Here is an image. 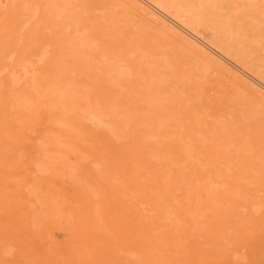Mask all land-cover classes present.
I'll return each mask as SVG.
<instances>
[{
    "label": "rangeland",
    "instance_id": "obj_1",
    "mask_svg": "<svg viewBox=\"0 0 264 264\" xmlns=\"http://www.w3.org/2000/svg\"><path fill=\"white\" fill-rule=\"evenodd\" d=\"M149 1L0 0V264H264V0Z\"/></svg>",
    "mask_w": 264,
    "mask_h": 264
},
{
    "label": "bare ground",
    "instance_id": "obj_2",
    "mask_svg": "<svg viewBox=\"0 0 264 264\" xmlns=\"http://www.w3.org/2000/svg\"><path fill=\"white\" fill-rule=\"evenodd\" d=\"M142 1L145 2V4H147V7H148V3L151 2V1H149V0H142ZM154 1H155V0H154ZM156 1H157V0H156ZM160 1H161V0H160ZM168 1H169V0H168ZM181 1H182V0H181ZM183 1H185V0H183ZM205 1H206V2H204L205 6L211 4V3L208 4V0H205ZM210 1H211V0H209V2H210ZM220 1H221V0H219V2H220ZM225 1H228V0H225ZM230 1H231V0H230ZM232 1H233V0H232ZM232 1H231V2H232ZM235 1H236V0H235ZM246 1H247V0H246ZM258 1H259V0H258ZM157 2H158V1H157ZM157 2H156V3H157ZM163 2H165V1L163 0ZM163 2H162V3H163ZM202 2H203V0H202ZM202 2H198V3H202ZM212 2H215V1H212ZM222 2H224V0L221 1V5H224V6L226 7L225 4H227V3L224 2V4H223ZM243 2H244V1H243ZM243 2H242V3H243ZM256 2H257V0H256ZM159 3H160V2H159ZM180 3H181V2H180ZM187 3H188V2H187ZM187 3H186V4H183V2H182V5H185V8H186L187 6L190 7V3H189V5H187ZM194 3H195V2H194ZM198 3H197V4H198ZM206 3H207V4H206ZM228 3L230 4V2H228ZM244 3H245V2H244ZM248 3H249V2H248ZM254 3H255V1H254ZM257 3H258V2H257ZM191 4L193 5V3H191ZM197 4H196V5H197ZM202 4H203V3H202ZM202 4H200V5H202ZM204 4H203V5H204ZM213 4H214V3H213ZM217 4H218V1H217ZM232 4L234 5V2H232L231 5H232ZM235 4H236V2H235ZM140 5H141V4H140ZM158 5H160V4H158ZM170 5H171V4H170ZM186 5H187V6H186ZM192 5H191V6H192ZM215 5H216V4H215ZM236 5H237V4H236ZM238 5H239V4H238ZM251 5H252V4H251ZM259 5H260V3H259ZM262 5H263V4H261V6H262ZM149 6H150V5H149ZM152 6H153V5H152ZM154 6H155V5H154ZM165 6H166V5H165ZM194 6H195V5H193V6L191 7V9L194 8ZM197 6H198V5H197ZM216 6H217V5H216ZM227 6H228V4H227ZM249 6H250V4H249ZM255 6H256V5H255ZM261 6H260V7H261ZM150 7H151V6H150ZM182 7L184 8V6H182ZM189 7H188V9L191 10ZM200 7H201V6H200ZM200 7H199V8H200ZM202 7H203V6H202ZM208 7H209V6H208ZM211 7H213V5H211ZM211 7H210V8H211ZM221 7H222V6H221ZM221 7H218V6H217L216 8H212V10H210V11L213 12L214 9H215V10H216V9L218 10V8L221 9ZM225 7H224V8H225ZM228 7H230V5H229ZM237 7H238V6H237ZM237 7H236V8H237ZM253 7H254V6H253ZM145 8H146V7H145ZM156 8H158V7H156ZM156 8H155V10H156ZM173 8H174V7H173ZM185 8H184V9H185ZM196 8H197V7H196ZM196 8H195V10H196ZM199 8H198L197 11H199ZM203 8H205V7H203ZM210 8H209V9H210ZM224 8H222V9H224ZM232 8L235 9V7L231 6V9H232ZM247 8H248V7H247ZM250 8H251V7H250ZM158 9H160V8H158ZM166 9H167V8H166ZM166 9H165V10H166ZM168 9H170V8H168ZM171 9H172V8H171ZM176 9H177V8H176ZM188 9H187V10H188ZM206 9H207V7H206ZM206 9H205V10L203 9V10L206 11ZM228 9H229V8H228ZM237 9H238V8H237ZM237 9H235V12H236ZM253 9H255V7H254ZM142 10H143V9H142ZM160 10H161V9H160ZM193 10H194V9H193ZM248 10H249V9H248ZM255 10H256V9H255ZM258 10H259V11L256 12V13H257L256 17L258 16L259 13L262 14V12H260V9H258ZM162 11H163V10H162ZM162 11H159V13H161ZM170 11H171V10H170ZM170 11H168V12H170ZM231 11H232V10L229 9L228 14H229ZM237 11H238V10H237ZM261 11H262V10H261ZM263 11H264V9H263ZM174 12H176V11H174ZM179 12H180V11H179ZM201 12H202V10H201ZM211 12H210V13H211ZM232 12H233V11H232ZM164 13H165V12H164ZM164 13H163V14H164ZM172 13H173V12H172ZM181 13H182V12H181ZM203 13H204V12H203ZM225 13H227V12H224V14H225ZM237 13H238V15L240 14L239 11H238ZM247 13H248V12H247ZM249 13H250V11H249ZM161 14H162V13H161ZM173 14H174V13H173ZM207 14H208V13H207ZM207 14L204 13L205 16H206ZM224 14H223V15H224ZM233 14H235V13L233 12ZM233 14H231V15L233 16ZM170 15H171V14H170ZM185 15H188V14H185ZM189 15H190V14H189ZM192 15H193V14H192ZM196 15H197V12H196ZM199 15H200V13H199ZM201 15H202V13H201ZM231 15H230V17H231ZM250 15H251V13L249 14V16H250ZM262 15H264V13H263ZM172 16H173V15H172ZM176 16L178 17L179 15L176 14ZM176 16H175V17H176ZM205 16H200V18H199V17H197V18H198V19H201V17L203 18V17H205ZM207 16H208V15H207ZM252 16H253V15H252ZM252 16H251V17H252ZM193 17H194V16H193ZM193 17H189V18L191 19V18H193ZM195 17H196V16H195ZM195 17H194V18H195ZM225 17H229V15H228V16H225ZM225 17L223 16V18H225ZM230 17L227 18V19L229 20V19L232 18V17H231V18H230ZM234 17H235V16H234ZM236 17H237V14H236ZM256 17H255V21L257 20ZM258 17H259V16H258ZM261 17H262V16H261ZM261 17H260V19H262ZM166 18H167V17H166ZM170 18H172V17L170 16ZM180 18H182V17L180 16ZM185 18L188 19L187 16H186V17L184 16V19H185ZM253 18H254V17H253ZM172 19L176 20L175 18H172ZM190 19H189V20H190ZM198 19H196V18H195V20L192 19V20H193L192 22H195V21L197 22ZM203 19H205V18H203ZM207 19H208V17H207ZM250 19H252V18H250ZM169 20H170V19H169ZM181 20H182V19H181ZM209 20L211 21L210 18H209ZM212 20H213V19H212ZM223 20H224V19H223ZM236 20H237V18H236ZM238 20H239V19H238ZM252 20H253V19H252ZM178 21H179V19H178ZM178 21H177V22H178ZM183 21H184V20H183ZM187 21H188V20H187ZM187 21H186V22H187ZM204 21H205V23H207L206 20H204ZM210 21H209V22H210ZM213 21L215 22V20H213ZM263 21H264V20H263ZM192 22L190 21V24H191ZM211 22H212V21H211ZM220 22H221V21H220ZM227 22H228V21H226V24H227ZM231 22H232V21H231ZM231 22H230V23H231ZM188 23H189V22H188ZM198 23H200L199 20H198ZM201 23H202V22H201ZM224 23H225V20H224ZM224 23H222V24H224ZM230 23H229V24H230ZM252 23H253V21H252ZM256 23H257V21H256ZM256 23H253V24H256ZM178 24H180V26H181L182 29L185 28L184 30H187L188 27L184 26L183 23L181 24V23L178 22ZM196 24H197V23H196ZM214 24H216V23H213V25H214ZM222 24L220 25V23H219V25L221 26V28H222V26H223ZM226 24H224V25H226ZM229 24H228V25H229ZM258 24H260V23H257V25H258ZM164 25H165V24H164ZM175 25H176V24H175ZM185 25H186V23H185ZM206 25H208V24H206ZM209 25H210L211 27L213 26L212 23L209 24ZM228 25H227V26H228ZM191 26L194 27V24H192ZM191 26H190V27H191ZM195 26H196V25H195ZM201 26H202V25H201ZM204 26H205V25H204ZM216 26L218 27V25H216ZM220 26L218 27L219 29H220ZM252 26H253V25H251V27H252ZM255 26H256V25H255ZM190 27H189V29H190ZM197 27H199V26L197 25ZM206 27H207V26H206ZM224 27H225V26H224ZM228 27H229V26H228ZM228 27H226V28L228 29ZM231 27H232V26H231ZM258 27H259V26H258ZM202 28H203V27H202ZM254 28H257V27H253V30H254ZM260 28H261V26H260ZM260 28H259V29H260ZM204 29H205V28H204ZM209 29H210V28H209ZM213 29L215 30V29H217V28L212 27V30H211V31H213ZM227 29H226V32H227ZM205 30H206V29H205ZM224 30H225V29H224ZM232 30H233V28H232ZM255 30H257V29H255ZM260 30H262V28H261ZM191 31H192V30H191ZM195 31H196V30H195ZM199 31H200V30H199ZM199 31H198V32H199ZM220 31H221V30H219V32H220ZM229 31H231V29H230ZM239 31H240V30H239ZM188 32H190V31H188ZM222 32H223V31H222ZM222 32H221V35H222ZM226 32L223 33V36H224V34H225ZM236 32H237V30H236ZM236 32H235V33H236ZM255 32H256V31H255ZM257 32H258V30H257ZM261 32H262V31H261ZM196 33H197V32H196ZM199 33H200V32H199ZM204 33H208V32H207V31H204L203 34H202L201 36H204ZM216 33H218V30L214 31V35H215V36H217ZM239 33H241V32H239ZM259 33H260V32H259ZM263 33H264V32H263ZM263 33H262V34H263ZM208 34H209V33H208ZM211 34H212V33H211ZM218 34H219V33H218ZM227 34H228V33H226L225 35H227ZM231 34H232V32H231L230 34H228L227 36H231ZM257 34H258V33H257ZM192 35H193V34H192ZM234 35H235V34H234ZM237 35H238V34H237ZM240 35H241V34H240ZM240 35H239V36H240ZM208 36H209V35H208ZM208 36L206 35V37H208ZM215 36L213 37L214 39H215ZM241 36H243V35H241ZM262 36H264V35L259 34V36H257V37H262ZM217 37H218V36H217ZM217 37H216V39H217ZM225 37H226V36H224V38H225ZM232 37H235V36L232 35ZM213 38H211V41L213 40V42H215V40H214ZM224 38H223V39H224ZM235 38H236V37H235ZM235 38H233V39H235ZM237 38H238V37H237ZM237 38L235 39V41H234V40H233V41L231 40V41H232L231 43H235L236 41H238ZM240 38H241V37H239V41L242 39V38H241V39H240ZM219 39H220V38H219ZM226 39L228 40L229 37L226 38ZM226 39H225V40H226ZM217 40H218V39H217ZM244 40H246L245 37H244ZM223 41H224V40H223ZM223 41L221 40V42H220V40H219V43H221V45H222V44L224 45V43H222ZM239 41H238V44H239ZM213 42H212V44H213ZM241 42H243V41H241ZM241 42H240V43H241ZM249 42H250V41H249ZM249 42L245 41L246 45H247ZM215 43H216V42H215ZM227 43H228V42H227ZM231 43H229V44H231ZM236 43H237V42H236ZM225 44H226V43H225ZM238 44H237V46L239 47ZM249 44H250V43H249ZM214 45H216V44H214ZM223 45H222V46H223ZM240 45H241V44H240ZM216 46H218V42H217V45H216ZM226 46H227V44L225 45V47H226ZM232 46H233V45H232ZM234 46H235V45H234ZM234 46H233V47H234ZM243 46H244V45L242 44V47H243ZM248 46H249V45H248ZM252 46H253V45H252ZM228 47H229V46H228ZM228 47H227V49H229ZM230 47H231V46H230ZM242 47H241V48H242ZM244 47L247 48V50L250 49V48H248V47H246V46H244ZM244 47H243V48H244ZM215 48H216V47H215ZM215 48H214V49H215ZM218 49H219V48H218ZM234 49L236 50V49H238V48H236V46H235ZM219 50H220V49H219ZM222 50H223V49H222ZM230 50H232V49L230 48ZM238 50H240V48H239ZM241 50H242V49H241ZM244 50H245V52H246V49H244ZM250 50H252V49H250ZM224 51H226V50L224 49ZM232 51H234V50H232ZM236 51H237V50H236ZM248 51H249V50H248ZM218 52L220 53V51H218ZM228 52H230V51H228ZM237 52H238V51H237ZM237 52H236V53H237ZM240 52H241V51H240ZM245 52H244V53H245ZM250 52H251V51H250ZM236 53H235V54H236ZM241 53H242V52H241ZM244 53H243V54H244ZM251 53H252V52H251ZM223 54H224V53H223ZM246 54H247V53H246ZM246 54H245V57H246L247 55L250 56V53L247 54V55H246ZM230 55L233 56L234 53H233V54L231 53ZM238 55H240V54L238 53ZM228 56H229V55H228ZM241 56H242V58H244V57H243L244 55H241ZM234 57H238V56H234ZM234 57H233V58H234ZM247 57H248V56H247ZM231 58H232V57H231ZM242 58H240V59L242 60ZM235 59H236V58H235ZM237 60H239V59H237ZM239 61H240V60H239ZM242 61H243V60H242ZM225 62H226V61H225ZM244 62L246 63V58H245V61H244ZM245 63H243V64H245ZM217 64H218V63H217ZM246 65H249V64H246ZM236 67H237V66H236ZM248 67H250V65H249ZM237 69H238V68H237ZM250 69H251V67H250ZM252 70H253V67H252ZM254 70L256 71V69H254ZM240 71H241V69H240ZM258 73H259V72H258ZM258 73L256 72L255 75H256V74L258 75ZM261 75H263V73H260V76H261ZM254 77H255V76H254ZM262 77L264 78V76H262ZM257 78H258V77H257ZM259 78H260V77H259ZM263 78H262V79H263ZM253 80H254V79H253ZM255 81H256V80H255ZM259 81H260V80H259ZM69 108H70V106H69ZM72 108H73V107H72ZM74 108H75V107H74ZM74 108H73V109H74ZM64 110H65V109H64ZM82 110H85V111H86V109H82ZM65 111H66V110H65ZM71 111H72V109H71ZM66 112H67V111H66ZM68 112H69V111H68ZM91 114H92V118H93V113H91ZM96 114H97V113H96ZM79 115H80V114H79ZM97 115H99V113H98ZM108 115H110V114H108ZM101 116H102V115H101ZM103 116H104V115H103ZM103 116H102V117H103ZM95 117H97V116H95ZM95 117H94V119H95ZM65 119H66V118H64V120H65ZM99 119H100V118H99ZM102 120H103V119H102ZM95 121H96V120H95ZM103 121H104V120H103ZM64 122H65V121H64ZM67 122H68V121H67ZM67 122H66V123H67ZM106 122H107V121H106ZM98 123H99V122H97V124H98ZM68 124H69V122H68ZM107 124H109V123H107ZM110 124H111V123H110ZM110 124H109V126H110ZM98 125H99V124H98ZM111 125H112V124H111ZM112 126H115V125H112ZM117 126H118V124H117ZM117 126L115 127V129L117 128ZM119 126H121V125H119ZM70 127H71V125H70ZM124 127H125V126H124ZM72 128H73V127H72ZM111 128H112V127H111ZM119 129H122V127L119 128ZM71 130H73V129H71ZM148 130H149V129H148ZM113 131H114V130H113ZM117 131H118V130H117ZM120 132H121V131H120ZM147 132H148V131H147ZM149 132H150V131H149ZM149 132H148V133H149ZM111 134H112V133H111ZM111 134H110V135H111ZM118 134H120L119 131H118ZM121 134H122V132H121ZM112 135H113V134H112ZM112 135H111V136H112ZM146 135H147V134H146ZM114 136H115V135H114ZM122 138H123V137H122ZM123 139H124V138H123ZM149 180H150V179H149ZM152 181H153V180H151V182H152ZM202 197H203V196H202ZM161 209H163V211H162V214H163L164 211H165V209H164V208H161ZM161 209H160V210H161ZM37 210H38V209H37ZM193 214H194V213H193ZM195 214H197V213H195ZM152 215H154L153 217H155V214H152ZM152 215H151V216H152ZM165 215H166V213H165ZM149 216H150V215H149ZM149 216H148V217H149ZM151 216H150V217H151ZM190 216H191V215H190ZM192 216H193V215H192ZM195 216H196V215H195ZM195 216H194V217H195ZM150 217H149V218H150ZM197 217H198V216H197ZM149 218H148V220H149ZM151 219H152V218H151ZM153 219H154V218H153ZM154 220H155V219H154ZM154 220H153V223L155 222ZM155 223H156V222H155ZM200 230H201V229H200ZM172 232H173V231H172ZM180 234H181V233H180ZM39 236H40V235H39ZM163 242H168V241H163ZM162 244H163V243H162ZM164 244H166V243H164ZM253 244H254V243H253ZM166 245H167V244H166ZM255 245H256V244H255ZM160 246H162V245H160ZM164 246H165V245H164ZM233 250H235V249H233ZM234 252H236V251H234ZM211 253H212V252H211ZM212 254H213V253H212ZM235 254L237 255V253H235ZM225 255L227 256V254H225ZM230 255H231V254H230ZM230 255H229V256H230ZM232 256H233V255H232ZM2 257H3V256H2ZM150 257H151V256H150ZM236 257H237V256H236ZM239 258H241V256H240ZM232 259H233V257H231V260H232ZM234 260L236 261L237 258H234ZM243 260H244V259H243ZM148 261H150V260H148ZM152 261H153V259H152ZM228 261H230V260H228ZM228 261H226V262L228 263ZM213 262H214V261H213ZM221 262H222V261H221ZM231 262H232V261H231ZM239 262H240V261H236V263H239ZM149 263H151V262H149ZM206 263H207V262H206ZM216 263H217V260H216ZM216 263L214 262V264H216ZM218 263L220 264V261H219V260H218ZM233 263H234V262H233ZM228 264H229V263H228ZM230 264H231V263H230ZM255 264H256V262H255Z\"/></svg>",
    "mask_w": 264,
    "mask_h": 264
}]
</instances>
